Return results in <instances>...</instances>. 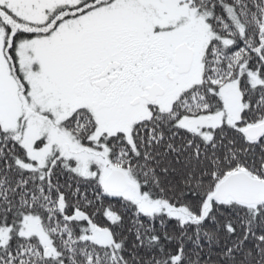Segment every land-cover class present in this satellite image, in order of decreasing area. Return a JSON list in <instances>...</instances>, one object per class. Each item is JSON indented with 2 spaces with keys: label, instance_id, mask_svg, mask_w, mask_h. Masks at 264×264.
I'll return each instance as SVG.
<instances>
[{
  "label": "snow or ice",
  "instance_id": "6c2138e0",
  "mask_svg": "<svg viewBox=\"0 0 264 264\" xmlns=\"http://www.w3.org/2000/svg\"><path fill=\"white\" fill-rule=\"evenodd\" d=\"M0 264H264V0H0Z\"/></svg>",
  "mask_w": 264,
  "mask_h": 264
}]
</instances>
